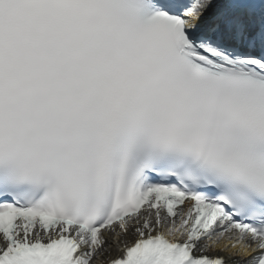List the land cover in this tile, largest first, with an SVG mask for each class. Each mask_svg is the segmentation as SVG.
Segmentation results:
<instances>
[{
  "label": "snow or ice",
  "instance_id": "6c2138e0",
  "mask_svg": "<svg viewBox=\"0 0 264 264\" xmlns=\"http://www.w3.org/2000/svg\"><path fill=\"white\" fill-rule=\"evenodd\" d=\"M0 264H264V0H0Z\"/></svg>",
  "mask_w": 264,
  "mask_h": 264
}]
</instances>
